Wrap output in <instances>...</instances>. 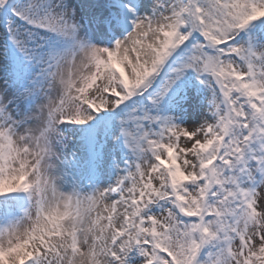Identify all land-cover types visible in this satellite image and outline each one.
<instances>
[{"label":"snow or ice","instance_id":"obj_1","mask_svg":"<svg viewBox=\"0 0 264 264\" xmlns=\"http://www.w3.org/2000/svg\"><path fill=\"white\" fill-rule=\"evenodd\" d=\"M13 204L0 264H264V0H0Z\"/></svg>","mask_w":264,"mask_h":264},{"label":"rangeland","instance_id":"obj_2","mask_svg":"<svg viewBox=\"0 0 264 264\" xmlns=\"http://www.w3.org/2000/svg\"><path fill=\"white\" fill-rule=\"evenodd\" d=\"M69 127L70 128H77V127H81V126L69 125ZM18 210H19L18 207L14 204L5 210H0V220L8 218L9 214H13Z\"/></svg>","mask_w":264,"mask_h":264}]
</instances>
